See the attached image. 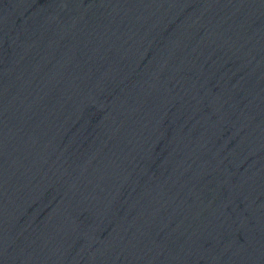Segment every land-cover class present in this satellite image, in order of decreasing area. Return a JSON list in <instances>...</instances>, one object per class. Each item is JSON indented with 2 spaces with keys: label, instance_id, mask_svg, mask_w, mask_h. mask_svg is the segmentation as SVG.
I'll use <instances>...</instances> for the list:
<instances>
[{
  "label": "water",
  "instance_id": "95a60500",
  "mask_svg": "<svg viewBox=\"0 0 264 264\" xmlns=\"http://www.w3.org/2000/svg\"><path fill=\"white\" fill-rule=\"evenodd\" d=\"M0 264H264V0H0Z\"/></svg>",
  "mask_w": 264,
  "mask_h": 264
}]
</instances>
